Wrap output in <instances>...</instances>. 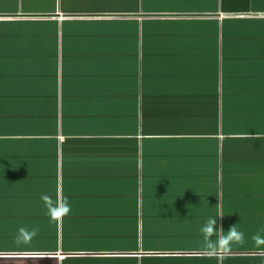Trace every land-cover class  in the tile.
Returning a JSON list of instances; mask_svg holds the SVG:
<instances>
[{
	"label": "crops",
	"instance_id": "0c3cea01",
	"mask_svg": "<svg viewBox=\"0 0 264 264\" xmlns=\"http://www.w3.org/2000/svg\"><path fill=\"white\" fill-rule=\"evenodd\" d=\"M261 230L264 0H0V264H264Z\"/></svg>",
	"mask_w": 264,
	"mask_h": 264
},
{
	"label": "clouds",
	"instance_id": "9594fccd",
	"mask_svg": "<svg viewBox=\"0 0 264 264\" xmlns=\"http://www.w3.org/2000/svg\"><path fill=\"white\" fill-rule=\"evenodd\" d=\"M254 135L259 138V134ZM41 200L44 204L45 215L48 216L50 222L59 223L64 217L71 213L70 203L67 198H62L59 190L57 191L56 199H53L47 194H42ZM222 217V214L218 217H209L204 226L200 229L203 236L204 249L211 256H215L219 253L228 254L231 251L233 244L242 245L245 242L244 234L237 229L235 224L231 225L226 233L222 224L217 227V220ZM261 231L264 232V230ZM38 234V226H33L31 229L27 227H20L17 230L15 244L18 247L21 245H28ZM213 237H215V239H213ZM252 240L254 241L256 247L259 248L264 246V235H261V233L255 234L252 237Z\"/></svg>",
	"mask_w": 264,
	"mask_h": 264
}]
</instances>
